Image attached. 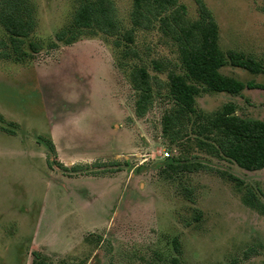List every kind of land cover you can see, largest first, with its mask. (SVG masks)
<instances>
[{"label":"rangeland","instance_id":"1","mask_svg":"<svg viewBox=\"0 0 264 264\" xmlns=\"http://www.w3.org/2000/svg\"><path fill=\"white\" fill-rule=\"evenodd\" d=\"M27 1L36 25L25 48L36 41L43 49L22 63L0 60V264H33L34 252L48 264H264V169L246 171L200 150L191 125L179 143L162 134L174 105L168 72L183 69L160 25L182 8L197 21L196 0H177L147 29L131 24L133 0H111L117 36L85 33L56 49L51 42L85 0ZM202 1L221 50L264 64V0ZM0 39H9L1 23ZM157 61L165 71L154 70ZM141 66L153 100L137 117L129 76ZM220 72L264 84V75L240 68ZM226 104L243 119L264 121V90L196 98L206 113ZM168 160L200 167L172 172Z\"/></svg>","mask_w":264,"mask_h":264},{"label":"trees","instance_id":"2","mask_svg":"<svg viewBox=\"0 0 264 264\" xmlns=\"http://www.w3.org/2000/svg\"><path fill=\"white\" fill-rule=\"evenodd\" d=\"M177 0H133L130 21L133 27L149 28ZM199 19L189 22L184 9L175 10L165 17L160 29L171 37L180 55L182 74L168 72V86L174 105L162 117V134L170 144L183 141V132L192 126L196 146L214 156L234 162L246 171L264 169V121L243 119L236 115L235 106L226 104L223 109L206 113L196 106V98L203 92L226 93L233 96L245 89L264 90V84L255 81L244 83L236 78L223 75L220 70L231 66L243 69L252 75H264V64L253 56L235 50L223 52L219 46L218 26L205 3L196 0ZM27 0H2L0 2V23L9 33L8 41L0 39V60L18 63L32 59L43 46L26 39L33 32L36 19ZM120 20L111 0H85L75 11L72 23L60 30L49 46L56 49L58 43L72 45L85 33L94 36L115 37L120 32ZM126 41L134 40L130 30ZM122 43L116 42V47ZM119 67H122L121 65ZM154 70L165 71L161 62L154 63ZM132 87L138 92L135 114L144 117L153 100L151 79L146 67H136L129 76ZM189 138V137H188ZM50 152L56 153L54 143L46 142ZM117 164V162H115ZM113 163V164H115ZM167 170L189 172L197 169L198 164L190 161L168 160ZM96 163L95 167H100ZM233 177V176H232ZM241 182L235 177L232 178ZM178 245V244H176ZM179 252V247L176 246ZM33 264H48L42 256L34 252ZM77 264V263H63ZM172 264H180L173 258Z\"/></svg>","mask_w":264,"mask_h":264},{"label":"built area","instance_id":"3","mask_svg":"<svg viewBox=\"0 0 264 264\" xmlns=\"http://www.w3.org/2000/svg\"><path fill=\"white\" fill-rule=\"evenodd\" d=\"M165 156L167 157L168 156V153H165Z\"/></svg>","mask_w":264,"mask_h":264}]
</instances>
